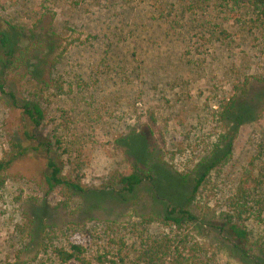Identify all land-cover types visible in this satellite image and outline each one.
<instances>
[{"label": "rangeland", "instance_id": "obj_1", "mask_svg": "<svg viewBox=\"0 0 264 264\" xmlns=\"http://www.w3.org/2000/svg\"><path fill=\"white\" fill-rule=\"evenodd\" d=\"M192 2L0 0V30L14 35L15 53L29 51L31 65L6 69L3 90L38 101L45 131L60 139L56 159L85 189L48 191L45 160L33 154L0 170V264H56L53 248L69 243L92 262H129L145 237L175 233L161 219L165 196L181 199L182 182L193 185L217 158L188 204L197 220L184 231L221 264H254L209 223L245 180L264 198V26L242 31L247 15L229 27L234 12L220 0ZM179 4L187 11L178 19ZM33 71L54 84H39ZM230 99L236 108L222 116ZM20 114L0 93V161ZM141 135L148 147L130 155L127 142ZM149 166L160 196L145 182L123 194L118 175ZM247 228L245 247L256 257L264 223L254 218Z\"/></svg>", "mask_w": 264, "mask_h": 264}, {"label": "trees", "instance_id": "obj_2", "mask_svg": "<svg viewBox=\"0 0 264 264\" xmlns=\"http://www.w3.org/2000/svg\"><path fill=\"white\" fill-rule=\"evenodd\" d=\"M186 0H183L185 3ZM194 6L199 1L191 0ZM222 4L232 10L231 23L229 27L238 24L241 21V16H247V21L240 22L243 24L242 31L245 29L246 23L252 26H264V0H220ZM189 5H192L189 3ZM176 15L179 19L180 14H184L187 9L185 4L174 5ZM166 14L171 15L172 10L168 7ZM170 20L171 23L177 24V20ZM229 30V29H227ZM227 32V31H226ZM7 30H0V93L7 96L8 103L13 108L21 110L20 128L17 133H12L9 139V157L7 160L0 161V170L3 171L17 159H21L25 155H35L38 158L44 159L45 170L42 176L43 185L47 190H52L56 187H66L75 192H83L85 189L82 187L80 177L77 173L73 176L66 175L63 171L60 162L56 159L54 152L60 144V139L51 132L45 131L46 115L43 108L38 101H25L20 102L13 92H5L4 83L1 79L5 74L6 69H12L19 65H26L30 67L29 62H26L25 53L28 50L17 49L16 42L14 43L13 34ZM2 68V70H1ZM31 73V71H30ZM34 77L39 84L45 86L53 85L50 77L42 78L40 74L33 71ZM248 80L245 81L246 85ZM236 108L235 99H230L224 103L221 109V115L231 112ZM244 121L243 115L237 116V122ZM45 132V134H44ZM130 137V136H129ZM130 139V138H129ZM128 139V140H129ZM127 142L132 151L138 149H145L148 147L147 141L141 135L133 138ZM138 148H137V147ZM130 155H135L128 152ZM221 158L215 159L213 163L207 165L204 170L194 178L193 185L191 183L180 185L181 199L174 200L166 195V209L162 220L170 226H174L175 233H167L157 237H145L141 241V248L138 254L129 262H125L120 258L118 261L114 259H106L105 256H98L95 262H92L84 256V248L77 243H69L68 247L60 246L53 248V254L56 264L66 263H79V264H221L214 257L208 255L207 250L195 239H192L187 232L191 224L197 218L191 213L188 204L194 199L198 187L205 179L209 170ZM157 169L154 166H149L147 171L137 172L133 171L129 174H120L117 177L116 183L121 185L122 193L125 195L135 194L142 186L143 182L149 184V192L155 196L154 180L157 178ZM183 185V186H182ZM163 198V197H162ZM154 217H145L146 222H151ZM257 218L264 223V198L252 196L248 189V181L240 183L236 189L235 194L231 197L229 209L220 212L213 222L209 223V227L216 230L220 235H223L229 240L235 250V254L242 258H251L254 264H264V253L261 252L256 257H251L246 249L250 231L248 221ZM261 243L258 245L257 250H262L264 246V233L259 238Z\"/></svg>", "mask_w": 264, "mask_h": 264}]
</instances>
